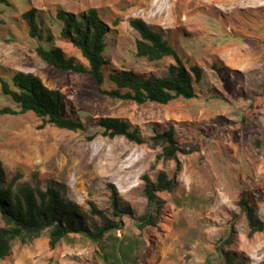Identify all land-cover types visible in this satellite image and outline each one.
Instances as JSON below:
<instances>
[{"label":"rangeland","instance_id":"obj_1","mask_svg":"<svg viewBox=\"0 0 264 264\" xmlns=\"http://www.w3.org/2000/svg\"><path fill=\"white\" fill-rule=\"evenodd\" d=\"M93 8L110 27L103 91L115 88L113 73L161 77L175 64L172 58L149 62L137 56L140 35L130 21L141 19L163 34L188 69L202 72L196 97L168 105L113 99L89 75L60 71L37 56L38 46L59 47L84 62L62 39L56 12ZM31 9L38 11L42 39L30 36L23 20ZM17 72L32 73L60 92L63 114L86 130L44 125L33 113L0 116L5 185L20 175L19 186H52L95 222L105 216L120 221L121 229L105 236L104 250L82 234L52 249L45 231L30 244L14 241L0 264H106L105 256L109 264H224L221 246L244 264H264V232L249 237L239 205L249 201L264 221V0H8L0 3V76L11 84ZM5 107L20 112L0 87V108ZM101 118L128 121L147 142L173 127L182 151L177 161L152 169L161 150L104 136ZM161 171L175 177L177 187L159 193V225L141 232L143 176L155 181ZM113 193L133 215L113 216Z\"/></svg>","mask_w":264,"mask_h":264},{"label":"trees","instance_id":"obj_2","mask_svg":"<svg viewBox=\"0 0 264 264\" xmlns=\"http://www.w3.org/2000/svg\"><path fill=\"white\" fill-rule=\"evenodd\" d=\"M0 3L8 5V0H0ZM37 13V9H31L23 14V20L28 26L30 36L42 39V31L37 24ZM56 18L62 23L60 31L62 39L79 51L84 62L68 57L59 47L46 49L38 46L37 56L46 64L63 72L89 75L103 94L138 105L146 103L168 105L179 98L191 100L196 97L195 85L200 81L202 72L195 66L188 69L177 50L163 34L151 29L143 20L130 21L131 27L140 35L136 42L137 56L149 62L172 58L175 64L161 77L138 75L130 71L113 73L110 79L115 88L103 91L101 89L105 81L103 67L107 64L103 54L107 48L110 27L100 19L98 10L94 8L79 14L58 10ZM118 22L116 20L115 24ZM48 39L51 40L52 37ZM0 87L2 93L11 97L20 107V112L8 107L0 108V116L33 113L44 121V125L50 124L58 129L74 132L86 130L83 122L63 114L62 94L46 88L38 76L17 72L12 76L11 84L0 76ZM99 125L104 130V136L109 138L125 137L131 143L137 145L150 143L153 149H160L161 152L157 154L152 169L160 162L177 161V156L182 151L173 127L156 133L147 142L140 135L139 128L133 127L126 120L101 118ZM4 176V166L0 160V216L3 222L0 226V262L10 257L14 241L30 244L45 231H49V245L52 249L70 235L82 234L104 250L105 236L111 231L121 229L120 221L105 216L99 223L95 222L79 205L65 201L61 193L52 186L46 191L27 185L19 186L17 182L20 175H16L5 185ZM143 181L145 182L143 194L147 199V206L144 214L138 218L141 232L159 225L164 207L159 193H173L177 187L175 177L169 178L164 171L157 174L155 181L149 175H144ZM239 205L246 215L249 237L264 232V221L257 216L249 201L243 199ZM112 207L115 218L121 214L133 215L130 209L119 206L115 193L112 195ZM218 249L224 264H244L223 246ZM105 259L106 264H109L107 256ZM133 262L135 263V260Z\"/></svg>","mask_w":264,"mask_h":264}]
</instances>
